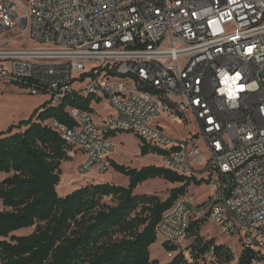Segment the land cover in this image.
Wrapping results in <instances>:
<instances>
[{
	"label": "built area",
	"instance_id": "1",
	"mask_svg": "<svg viewBox=\"0 0 264 264\" xmlns=\"http://www.w3.org/2000/svg\"><path fill=\"white\" fill-rule=\"evenodd\" d=\"M9 34L38 48L12 47ZM0 84L50 106L73 93L107 102L99 123L76 108L71 125L45 122L82 157L79 174L105 171L106 133L127 132L162 152L160 167L206 184L203 202L181 197L161 215L162 249H183L207 215L264 257V0H0ZM165 124L194 130L177 138Z\"/></svg>",
	"mask_w": 264,
	"mask_h": 264
},
{
	"label": "trees",
	"instance_id": "2",
	"mask_svg": "<svg viewBox=\"0 0 264 264\" xmlns=\"http://www.w3.org/2000/svg\"><path fill=\"white\" fill-rule=\"evenodd\" d=\"M93 101L92 96L75 93L59 106L44 101L28 119L0 131V264H158L151 260L149 249L157 242L155 228L161 215L186 195L190 185L200 187L202 182L160 166L134 169L110 160L108 167L127 178L126 187L88 183L58 195L61 165L72 159L63 140L45 122L56 119L71 125L66 109L93 113ZM138 139L140 157L162 154ZM157 179L178 186L168 190L164 200L134 193L139 184ZM203 224L202 220L190 222L186 234L190 243L179 252L163 244L164 251L176 252L166 264H204L211 248L215 264L264 261L246 247L235 259L230 248L214 239L204 240ZM25 229L32 232L14 234Z\"/></svg>",
	"mask_w": 264,
	"mask_h": 264
},
{
	"label": "rangeland",
	"instance_id": "3",
	"mask_svg": "<svg viewBox=\"0 0 264 264\" xmlns=\"http://www.w3.org/2000/svg\"><path fill=\"white\" fill-rule=\"evenodd\" d=\"M4 37L8 44L12 47L24 46L31 49L38 48V45L28 40H17V38H13L10 34L5 35ZM44 101V96H32L24 87H20L18 85L0 84V131H5L9 126L16 125L18 122L28 119L32 112L40 107ZM108 109L107 102H103L100 105H93L94 121L99 123L107 114ZM165 126L167 128V133L177 138H185L187 137V132L193 133L194 130L193 125H189L186 128H180L174 124H165ZM14 132H18V130H14ZM109 140L113 146V151L107 160L108 164L109 161L112 160L120 165L134 169H140L145 166H160L159 162L154 157L150 156L151 158L149 159L147 157V159L140 157L138 148L139 139L133 134L119 132L115 136L109 137ZM81 159L82 157H77L70 162L62 163L60 182L64 181V184L74 183V187L68 191H65L63 187L60 190L56 189L58 195H65L66 193L88 183L102 182L119 186H122L124 183L123 176L113 172L109 167H107L105 171H99L96 169L83 175L79 174L77 169ZM1 178L2 176H0V179ZM203 185L204 186L196 193V195H199L201 200L205 199L209 192L206 184ZM137 187L138 192L154 194L160 198H164L168 192V186L164 185L160 179L146 181L139 184ZM201 220L204 221V224L201 227L200 235L204 238V240L214 239L216 244L225 245L232 250L236 259L240 253L241 247L235 239L221 235L218 232L217 227L208 220L207 215L204 218H201ZM26 233H29V231L24 234ZM189 243L190 241L186 239L183 246H185V244L187 246ZM179 249L182 250L181 247H179ZM150 257L151 260H156L158 264H166L168 261L164 254V249L160 247L158 242L152 246L150 250ZM234 263L235 261L232 264ZM204 264H215V259L212 258V256H207ZM255 264H264V261Z\"/></svg>",
	"mask_w": 264,
	"mask_h": 264
},
{
	"label": "crops",
	"instance_id": "4",
	"mask_svg": "<svg viewBox=\"0 0 264 264\" xmlns=\"http://www.w3.org/2000/svg\"><path fill=\"white\" fill-rule=\"evenodd\" d=\"M139 143V142H138ZM152 157V156H151ZM145 159H147L146 157H144ZM123 181H124V183L122 184V186H127V184H128V180H127V178H125V177H123ZM160 181H162V180H160ZM102 183V182H101ZM162 183L164 184V185H167L168 186V190H170L171 188H174V187H176V186H178V185H171V184H168V183H166L165 181H162ZM204 185L202 184L200 187H196V186H194V185H190L189 187H188V189H187V193H186V195L184 196V197H186V198H189L193 203H195V204H199V203H201V202H203L206 198H207V196L209 195V193H210V191L208 192V194L206 195V197H205V199H203V200H201L200 198H199V195L197 194L196 195V193L200 190V188H202ZM138 187L135 189V191H134V193L135 194H148V193H143V192H138ZM209 190V189H208ZM70 192H72V191H70ZM70 192H68V193H70ZM68 193H66V194H68ZM65 194V195H66ZM65 195H61V196H65ZM166 197H167V193H166V195H165V197L164 198H161L162 200H164V199H166ZM27 231H29V233H26V234H24L25 232H27ZM32 232V229H25V230H20V231H17V232H15L14 234L15 235H28V234H30Z\"/></svg>",
	"mask_w": 264,
	"mask_h": 264
},
{
	"label": "bare ground",
	"instance_id": "5",
	"mask_svg": "<svg viewBox=\"0 0 264 264\" xmlns=\"http://www.w3.org/2000/svg\"><path fill=\"white\" fill-rule=\"evenodd\" d=\"M147 158H151L150 156H147ZM63 180V179H62ZM74 183H67V184H64V181L60 182L57 186V190H60L62 187L65 189V191H68L69 189L73 188ZM152 248V247H151ZM151 248L149 250H151Z\"/></svg>",
	"mask_w": 264,
	"mask_h": 264
}]
</instances>
